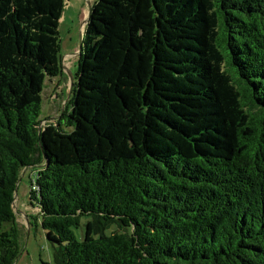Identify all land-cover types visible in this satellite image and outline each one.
<instances>
[{
	"label": "trees",
	"instance_id": "16d2710c",
	"mask_svg": "<svg viewBox=\"0 0 264 264\" xmlns=\"http://www.w3.org/2000/svg\"><path fill=\"white\" fill-rule=\"evenodd\" d=\"M64 8L0 0V264L27 169L54 264H264V0H97L42 127Z\"/></svg>",
	"mask_w": 264,
	"mask_h": 264
},
{
	"label": "rangeland",
	"instance_id": "374dc122",
	"mask_svg": "<svg viewBox=\"0 0 264 264\" xmlns=\"http://www.w3.org/2000/svg\"><path fill=\"white\" fill-rule=\"evenodd\" d=\"M97 0H64L65 8L61 19L60 34L62 46L63 74L49 82L43 95L42 125L54 124L61 116L69 100L72 83L78 70L80 37H85L86 20ZM73 79V80H72ZM62 113V112H61ZM32 170H24L20 176L15 194V211L22 229L21 254L15 264H54V250L35 220L37 211L30 205ZM83 228L76 232L82 240Z\"/></svg>",
	"mask_w": 264,
	"mask_h": 264
},
{
	"label": "water",
	"instance_id": "95a60500",
	"mask_svg": "<svg viewBox=\"0 0 264 264\" xmlns=\"http://www.w3.org/2000/svg\"><path fill=\"white\" fill-rule=\"evenodd\" d=\"M90 10H91V7H90ZM90 16V14H89ZM89 16L86 20V25L88 23V20H89ZM83 46H84V36H83V33L81 34V37H80V48H79V53H78V57L81 56V53H82V50H83ZM73 80V79H72Z\"/></svg>",
	"mask_w": 264,
	"mask_h": 264
}]
</instances>
